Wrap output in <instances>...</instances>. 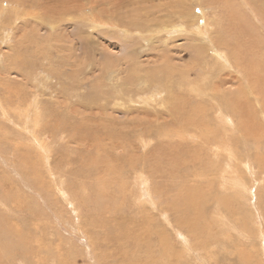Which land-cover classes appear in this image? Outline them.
Returning <instances> with one entry per match:
<instances>
[{"label":"rangeland","instance_id":"374dc122","mask_svg":"<svg viewBox=\"0 0 264 264\" xmlns=\"http://www.w3.org/2000/svg\"><path fill=\"white\" fill-rule=\"evenodd\" d=\"M248 1L0 0V5H8L7 12L0 13V226L7 232L4 231V236L0 233V239L8 240L0 241V251L5 243L7 246L15 243L17 232L23 237L21 245L10 246V249L16 248V252L11 249L14 255L9 252L2 264H264V217L260 216V209L253 208L252 201L247 204L243 192L235 197L233 204L227 205L240 206L239 212L231 215L218 203L220 198L224 199V194L232 193L227 175L232 166L236 167L237 157L240 160L244 154L240 144L232 143L236 130H228L218 137L211 135L209 144L203 147L204 153L198 152V147L206 143L199 140L204 134L202 131L217 133L223 127L219 110H214V101L208 97L204 113L207 128L193 125V118L200 121L203 118L201 111L197 112L200 93L196 89L210 84L209 76L217 72L215 81L235 76L232 68H216L220 63L215 61L212 46L213 34L221 30V24H226L229 15L235 19V14L233 17L229 13L233 8L238 20L241 13H245L255 25L256 30L249 29L246 36L249 46L254 45L248 53H255L258 58L262 52L264 55V0ZM19 9L26 15L21 14L17 20ZM212 20L218 21L216 27ZM186 29L193 33H184ZM209 34L213 43L202 38ZM223 50L228 54L227 47ZM238 53L243 57L242 51ZM255 55L253 60L257 59ZM157 66L162 73L156 70ZM153 68L155 72H151ZM224 73H228L227 76ZM236 86L233 82L225 84L231 89ZM194 88L195 94L191 93ZM174 97L184 104L181 111L186 114L184 118L191 116V120L173 123L165 102L176 106L177 99L172 102ZM35 100L38 108L32 107L31 111L39 116L40 123L35 128L38 142L33 140L32 132L26 131L25 118L20 115ZM159 101L164 102V106L159 105ZM260 117L264 124L263 116ZM31 122L29 128L33 127ZM168 128L183 134L173 131L163 140L160 130ZM240 132L248 140L238 141L247 142L250 147L249 154L239 161L243 163L240 166L241 171L244 170L245 184L256 186L264 204V163L258 162L259 157L264 159V133L259 132L263 138H256L255 132L248 136L242 129ZM117 133L122 138L125 136L123 141H118ZM228 134L234 144L230 145L231 150L236 154L233 160L225 150ZM39 137H43L51 149L49 157L48 153L39 151ZM165 140L173 144L182 141V144L162 150ZM256 141L259 147L254 146ZM184 149L190 153L196 151V155L200 154L198 159L185 160L171 173L168 162L162 164V168L165 165L168 170H149L157 165L158 152L165 151L167 158L169 154L182 155ZM41 152L45 153V158ZM257 154L262 156L257 157ZM93 155L99 156L95 170V160L90 163ZM132 156L137 157L136 164L125 161ZM100 157L105 159L104 163ZM248 159L256 169L252 174L257 175L252 176L245 169ZM144 160L146 165L142 168L146 176L141 178L153 201L151 204L141 200L140 176H134L137 167L133 170ZM191 161L197 163L196 167L190 166ZM115 170L118 172L114 173ZM109 175L113 178L111 183ZM162 182L164 189L160 192L158 184ZM180 188H202L207 197L201 212L190 214L195 232L177 224L179 213L171 209V199H176ZM182 205L184 203L180 208ZM187 253L195 256L196 262Z\"/></svg>","mask_w":264,"mask_h":264},{"label":"bare ground","instance_id":"6f19581e","mask_svg":"<svg viewBox=\"0 0 264 264\" xmlns=\"http://www.w3.org/2000/svg\"><path fill=\"white\" fill-rule=\"evenodd\" d=\"M229 1V0H228ZM250 1V0H249ZM248 1V2H249ZM260 1V0H259ZM263 1V0H262ZM261 1V4L263 3ZM58 2V1H57ZM61 2V1H60ZM211 2V1H210ZM213 2V1H212ZM221 2H224V1H221ZM227 2V1H226ZM219 3V2H218ZM225 3V2H224ZM245 3V2H244ZM254 3V2H253ZM223 4V3H222ZM232 4V3H231ZM252 5V4H251ZM255 5H257V4H255ZM262 5H264V4H262ZM214 6H215V4H214ZM230 6V5H229ZM241 6L242 7H244L245 5H243V4H241ZM249 6V5H248ZM253 6V5H252ZM246 7V6H245ZM259 8H260V5H259ZM235 8H233L229 13H231V16L233 15V17H234V14H235V19H233L232 17H230V15H229V17L227 18V20H226V24H221V20H220V24H221V30L220 31H218L217 33L215 32V34H213V36H214V41L212 40V34H209V36L207 35V37H202L203 39H207V41H210V42H214V44H212V46L214 47V49H215V51H214V55H216V58L217 59H215V61H218L219 63H220V67H216V68H218L219 70H225L227 67L228 68H232L231 70L234 72V74H235V76H231V75H229L230 77H228L227 78V80L226 81H224L225 79H223V78H221L222 76H220V78H221V80L220 79H218L217 81H215L214 80V77H217V75H218V73L219 72H217L216 74H215V76H209L210 77V79H212V81H211V83L209 84V83H207L206 85H205V87H199V88H194L193 90H192V92L191 93H194L193 91L196 89L197 91H198V93H200V95H199V104L196 106L197 107V112H199V111H201V114H203V118H201V121L200 120H196V119H194L193 118V125L195 126V127H199L198 125H202V126H204V129H206L207 128V121L205 120V115H204V113H205V110H206V108H207V97H208V99H210L211 100V102L212 101H214L213 103L215 104V111L216 110H219V120L221 121V125L223 126V127H221V130H217V133L214 131H212V132H210V133H208V132H205V130H203L202 132H204V134H202L201 136H200V138H199V140H202L201 142H206V143H203V146L202 145H200V147H198V145H199V141H198V145H196V147L195 148H197L198 147V152H201V151H203V147L205 146V147H207V143L209 142V137L211 136V135H214V137H218L219 135H222V133L223 132H225V134H227L228 133V130H231V129H234V130H236V135H234V139H233V141H232V143L234 142V144H240V146H241V148H242V150H244V154H243V156L241 157L240 156V160L243 158V157H245V156H247L248 154H249V151H250V147H249V145H248V143L247 142H245V143H240L239 141H238V139H241V138H243L244 140H248V138L246 137V136H244V135H242L241 134V132H240V130L242 129V131H243V133L245 134V135H251V134H253L254 132H255V134H256V138H263L261 135L262 134H260V133H264V124H262V120H261V117H260V115H262L263 116V119H264V55H263V52L260 54V56H259V58H258V56L257 55H255V53H253V54H249L248 53V49H253V47H254V45H252V46H249V44H248V41H247V38H246V36L247 35H249V29H251V30H256V29H254L255 28V25L254 24H252V22L251 21H249V19H248V16L247 15H245V13L243 14V13H241V17H242V19H241V17L239 18L240 20H238V17L236 18V15H237V11L236 12H233V10H234ZM250 9H252V8H250ZM254 10L256 9V7L255 8H253ZM7 10H8V5H0V13H6L7 12ZM253 10V11H254ZM258 10V9H257ZM19 11L21 12H18V13H20V14H17V17L18 18H16L17 20H20V18L22 17V15H26V14H24L23 13V11L21 10V9H19ZM262 11V10H261ZM261 11H258V13L259 14H261ZM190 12V11H189ZM247 13H249V12H247ZM264 13V10L262 11V14ZM22 14V15H21ZM216 14V13H215ZM222 14V13H221ZM243 14V15H242ZM29 15V14H28ZM186 15H191L190 13H187ZM192 15H193V13H192ZM227 15V16H228ZM110 16V15H109ZM126 16V15H125ZM129 16V15H128ZM132 16V15H131ZM134 16V15H133ZM141 16V15H140ZM257 16V15H256ZM119 17V16H118ZM192 17V16H191ZM128 18V17H127ZM130 18V17H129ZM141 18H142V16H141ZM138 19V18H137ZM143 19V18H142ZM142 19H141V21H142ZM194 19V18H193ZM193 19H191L192 20V22H193ZM214 19V18H213ZM218 19V18H217ZM216 19V20H217ZM23 20V19H22ZM219 20V19H218ZM225 20V19H224ZM242 20V21H241ZM141 21H140V23H141ZM195 21V20H194ZM210 21H211V19H210ZM235 21V22H234ZM131 23H133V24H135V21H132V19H131V21H130ZM137 22V21H136ZM143 22V21H142ZM191 22V23H192ZM218 22V21H217ZM217 22H214L213 20H212V24H213V27H216V23ZM177 23V22H176ZM182 23V22H181ZM196 23V22H195ZM222 23H223V21H222ZM237 23V24H236ZM242 23V24H241ZM121 24H122V22H121ZM172 24H174V23H172ZM184 24V23H183ZM218 24V23H217ZM120 25V24H119ZM136 25V24H135ZM163 25V24H162ZM161 25V26H162ZM166 25V24H165ZM185 25V24H184ZM201 25V24H200ZM203 25V24H202ZM201 25V26H202ZM242 25V26H241ZM254 25V26H253ZM130 26V25H129ZM140 26V25H139ZM141 26H142V24H141ZM150 26V25H149ZM152 26V25H151ZM121 27V26H120ZM127 27H128V25H127ZM144 27H145V25H144ZM167 27V26H166ZM193 27V26H192ZM192 27H191V29H192ZM205 27H206V25H205ZM204 27V28H205ZM212 27V26H211ZM210 27V28H211ZM220 27V26H219ZM218 27V28H219ZM152 28H153V26H152ZM202 28V27H201ZM129 29V28H128ZM189 29H190V26H189ZM212 29V28H211ZM213 29H215V28H213ZM127 29H125V31H126ZM140 30V29H139ZM184 30V29H183ZM187 30V29H186ZM183 31L184 33H186V34H192L193 33V31L192 32H190V30H187V31ZM216 30V29H215ZM128 31V30H127ZM150 31V30H149ZM179 31H181V33H182V30H180V28H179ZM214 31V30H213ZM128 32H130V29H129V31ZM127 32V33H128ZM142 32V31H141ZM147 32V31H146ZM195 32V31H194ZM147 33H149V32H147ZM188 34V35H189ZM258 34H261L260 32L258 33ZM171 35V34H170ZM178 35V34H177ZM196 35V34H195ZM115 37V36H114ZM130 37V36H129ZM190 37V36H189ZM201 38V39H202ZM198 39V38H197ZM166 40V39H165ZM264 41V40H263ZM205 42V41H204ZM210 42H208V44L210 43ZM212 42V43H213ZM134 44H136V43H133V45ZM203 44V43H202ZM211 44V43H210ZM132 45V46H133ZM199 46H201V48L202 49H204V48H207V47H205L204 45H199ZM211 46V47H212ZM198 47V46H197ZM223 47H227L228 49H229V51H227L228 52V54L223 50ZM160 49V48H159ZM166 49H167V47H166ZM199 48H197V50H198ZM161 50V49H160ZM206 50H208V48L206 49ZM164 51V50H163ZM162 51V52H163ZM165 51H167V50H165ZM238 51H242L244 54H243V57L242 56H240V54L238 53ZM232 53H233V56H232ZM130 54V53H129ZM214 55H213V57H214ZM257 56V59H255V60H253V57L252 56ZM215 58V57H214ZM166 62V61H165ZM218 62H216V63H218ZM164 63V62H163ZM167 63V62H166ZM161 64H162V62H161ZM164 65V64H163ZM216 65V64H215ZM137 66V65H136ZM139 66H141V65H139ZM138 66V67H139ZM213 66V65H212ZM19 67L20 66H17L16 68H18L19 69ZM143 67V66H142ZM141 67V68H142ZM215 67V66H214ZM144 68H146V67H144ZM143 68V69H144ZM152 68V67H151ZM157 68H158V66H157ZM164 68V67H163ZM162 68V69H163ZM133 69H134V67H133ZM161 69V68H160ZM218 69H217V71H218ZM20 70V69H19ZM136 70V69H135ZM135 70H134V72H135ZM145 70V69H144ZM149 70V69H148ZM156 70H159V68L158 69H156ZM164 70V69H163ZM228 70V69H227ZM137 71H139V68H138V70ZM152 71H154V68H153V70H151V72ZM160 71V70H159ZM229 71H230V69H229ZM228 71V72H229ZM128 72H129V70H128ZM141 72V71H140ZM140 72H138V73H140ZM150 71L149 72H147V70H146V73H151ZM155 72V71H154ZM161 73H162V71H160ZM178 72V71H177ZM137 73V72H136ZM135 73V74H136ZM189 73V72H188ZM143 73H141V75H142ZM153 75H154V73H152ZM151 74V75H152ZM157 75L158 74H160V73H156ZM169 74L170 75H173V72H170L169 71ZM168 74V75H169ZM225 74V73H224ZM227 74L228 73H226L225 75L227 76ZM133 75V74H132ZM138 75V74H137ZM144 75H145V73H144ZM150 75V74H149ZM150 75V76H151ZM233 75V74H232ZM141 77H143V76H141ZM148 77V76H147ZM171 77V76H170ZM152 78V77H151ZM154 78V77H153ZM156 78V77H155ZM164 78H165V76H164ZM102 79V78H101ZM146 79V78H145ZM156 79H158V78H156ZM130 80V79H129ZM137 81V80H136ZM138 82V81H137ZM136 82V83H137ZM144 82V81H143ZM187 82H188V80H187ZM231 83V82H233V83H236V88H234V89H231V88H226L225 87V84L226 83ZM46 83V82H45ZM163 83H164V81H163ZM193 83V82H192ZM114 84V83H113ZM116 85V84H115ZM191 85V84H190ZM194 85V83L191 85V86H193ZM228 85V84H227ZM226 85V86H227ZM102 86V85H101ZM117 86V85H116ZM232 86V85H231ZM114 87V86H113ZM195 87H198V86H195ZM234 87V86H233ZM189 88H190V86H189ZM117 90L118 89H120V88H116ZM138 89V88H137ZM120 91H121V89H120ZM119 91V92H120ZM139 91V90H138ZM207 91H208V93H207ZM104 92V91H103ZM196 92V91H195ZM164 94V93H163ZM195 94V93H194ZM154 96V95H153ZM164 96H166V95H164ZM164 96H162V98L164 97ZM196 97V96H195ZM158 98V97H157ZM197 98V99H198ZM95 99V98H94ZM93 99V100H94ZM111 99L113 100V98L111 97ZM131 99V98H130ZM129 99V100H130ZM152 99V98H151ZM166 99H168V98H166ZM170 99V98H169ZM175 99H177L176 97H174V99L172 100V102H175ZM138 100H140L139 98H138ZM148 100V99H147ZM171 100V99H170ZM178 100V101H177ZM176 100V102H175V104H176V106H169L168 105V103L167 102H165V108L167 109L168 108V111H169V113H167L168 114V116L172 119V121H173V123L175 122V123H180V121H182L183 119L185 120V121H189V120H191V116L190 117H187V118H184V116L186 115V114H184V112H182L181 113V111H182V106L184 105V104H182V102L180 101V99H177ZM2 101V100H1ZM133 101V100H132ZM165 101V100H164ZM141 102H142V98H141ZM148 103H149V100L147 101ZM147 102H145V103H147ZM151 102H154V101H151ZM169 102V101H168ZM122 103V102H121ZM132 103V102H131ZM147 103V104H148ZM158 103H160V101L158 102ZM170 103V102H169ZM177 103H180L181 104V106H178V104ZM93 104V103H92ZM109 104V103H108ZM164 104V102L161 104H159V105H163ZM174 104V103H173ZM209 104H210V101H209ZM149 105V104H148ZM158 105V106H159ZM211 105V104H210ZM209 105V106H210ZM150 106V105H149ZM151 106H152V104H151ZM164 106V105H163ZM28 107V109H26L25 111H21V116H23L24 118H25V121H26V124H27V130H26V128H25V130L28 132V133H30V132H32V134H33V136H32V138H33V140L34 141H37L38 142V136H37V131L35 130V128L36 127H38L37 125L40 123V122H38V119H39V116L37 115V113H34V112H32L33 111V108H38V103H37V100H35V101H33V103H32V105L31 106H27ZM33 107V108H32ZM54 107V106H53ZM99 107H100V105H99ZM125 107V106H124ZM156 107V106H155ZM159 107H161V106H159ZM86 108V107H85ZM92 108V107H91ZM95 108V107H94ZM162 108H164V107H162ZM21 109V108H20ZM35 109H34V111H35ZM98 109V108H97ZM133 109V108H132ZM184 109V108H183ZM32 110V111H31ZM129 110V109H128ZM141 110V109H140ZM163 110V109H162ZM190 110V109H189ZM188 110V111H189ZM6 111V110H5ZM9 111V110H8ZM39 111V110H38ZM186 112V111H185ZM237 113L238 115H235V113ZM20 113V112H19ZM18 113V114H19ZM187 113V112H186ZM5 114V113H4ZM11 114V113H10ZM166 114V115H167ZM37 115V116H36ZM92 115V114H91ZM101 115V114H100ZM108 115V114H107ZM10 116V115H9ZM159 116H161L160 114H159ZM168 116H167V118H168ZM37 117V118H36ZM237 117V118H236ZM7 118H8V116H7ZM111 118V117H110ZM113 119V118H112ZM238 120V123H239V125H238V123L236 122V120ZM7 120V119H6ZM11 120H12V118H11ZM95 120V119H94ZM97 120V119H96ZM158 120V119H157ZM161 120V119H160ZM162 120H164V119H162ZM208 120V119H207ZM25 121H22V123L24 122V125H25ZM33 122V127L32 128H29V122ZM40 121V120H39ZM88 121V120H87ZM100 121H102V120H100ZM171 121V120H170ZM31 122V123H32ZM109 122H111L112 123V121H110L109 120ZM218 122V121H217ZM216 122V123H217ZM14 123H16L15 121H14ZM100 123V122H99ZM98 123V124H99ZM103 123V122H102ZM101 123V124H102ZM106 124H107V122H105ZM105 123H103L104 125H106ZM219 123V122H218ZM109 124V123H108ZM113 124V123H112ZM185 124V123H184ZM100 125V124H99ZM136 125V124H135ZM173 125V124H172ZM189 125V124H188ZM239 127H238V126ZM72 126V125H71ZM112 126V125H111ZM111 126H110V129H112L111 128ZM141 126V125H140ZM219 126H220V124H219ZM21 127H23V125L21 126ZM94 127V126H93ZM99 127V126H98ZM105 127V126H104ZM103 127V130L105 129ZM139 127V126H138ZM159 127V126H158ZM179 127H181V126H179ZM95 128H96V126H95ZM107 128V127H106ZM115 128V127H114ZM146 128H148V130H149V127H146ZM160 128V127H159ZM186 128V127H185ZM187 128H188V126H187ZM192 128H194V127H192ZM210 128H212V127H210ZM225 128V129H224ZM91 129H93V128H91ZM90 129V133L92 134V130ZM101 129H102V127H101ZM110 129H108V130H110ZM116 129V128H115ZM179 129H181V128H179ZM99 130H100V127H99ZM108 130H106V131H108ZM118 130V129H117ZM137 130H139V129H137ZM185 130V129H184ZM197 130V129H196ZM201 130V129H200ZM101 131V130H100ZM116 131V130H115ZM175 132L176 130H169V128L168 129H161L160 130V133H161V137H163V140H164V137H170V133L171 132ZM179 131V130H178ZM178 131H176V133L178 132ZM183 131V130H182ZM190 131V130H189ZM193 131V130H192ZM199 131V130H198ZM208 131V130H207ZM96 132V131H95ZM95 132H94V134H95ZM98 133H99V131H97ZM97 132H96V134H97ZM109 132V131H108ZM114 132V131H113ZM150 132V131H149ZM155 132V131H154ZM179 132H181V131H179ZM184 132V131H183ZM260 132V133H259ZM36 133V134H35ZM136 133V132H135ZM182 133V132H181ZM208 133V134H207ZM61 134V133H60ZM91 134H88L87 136H89V138L90 137H92V136H90ZM100 134V133H99ZM109 134V133H108ZM159 134V133H158ZM173 134V133H172ZM183 134V133H182ZM35 135L37 136V138L35 137ZM85 135V134H84ZM93 135V134H92ZM110 135H111V132H110ZM112 135H113V133H112ZM117 136V137H116ZM115 137L118 139V141H123V138H125V136L123 135V138L122 137H120V136H122V135H120V134H118L117 133V135H116ZM158 136V135H157ZM175 136H177V134L176 135H174V137ZM180 136V135H179ZM188 136V135H187ZM94 137H96V136H94ZM114 137V138H115ZM197 137V136H196ZM227 137V143L225 144V150L227 151V153L229 154V156H231V158L230 159H234V158H236V154H235V150L233 149V150H231V147H230V145H232L231 144V139H230V136H229V134L226 136ZM40 138V137H39ZM43 138V137H42ZM42 138H40V144L38 143V145L39 146H37L38 148H39V151H40V149L42 150V151H44V152H46V153H48V157H49V155H50V152H51V149H49L48 148V146H47V144L45 143L46 141H44ZM115 138V139H116ZM143 138V137H142ZM141 138V139H142ZM151 138V137H150ZM160 138V137H159ZM182 138H183V136H182ZM192 138V137H191ZM104 139V138H103ZM153 139V138H152ZM152 139H146V141L147 140H149V141H147V142H150V141H153ZM166 140H167V138H165ZM172 139V138H171ZM190 139V138H189ZM197 139V138H196ZM195 139V140H196ZM144 140V139H143ZM142 140V141H143ZM162 140V141H163ZM165 140V141H166ZM169 140V139H168ZM115 141V140H114ZM140 141V140H139ZM142 141L141 142H139V143H141L142 144ZM191 141V140H190ZM250 141V140H249ZM252 141V140H251ZM255 140H253V142H254ZM108 142V141H107ZM154 142V141H153ZM182 141H175V144H173V141H166L165 143H164V148H162V150H168L170 147H172V146H176V145H181L182 143H181ZM104 143H106L105 142V140H104ZM146 143V142H145ZM144 143V144H145ZM192 143V142H191ZM100 144V143H99ZM143 144V145H144ZM169 144V145H168ZM202 144V143H201ZM209 144V143H208ZM233 144V145H234ZM120 145V144H119ZM118 145V146H119ZM146 145L147 144H145L144 146L146 147ZM232 145V146H233ZM259 145H260V143H258L257 141H256V145L254 144V146H256V147H259ZM100 146V145H99ZM141 146V145H140ZM161 146H162V144H161ZM143 147V146H142ZM148 147V146H147ZM188 147H189V145H188ZM188 147H186V148H188ZM224 147V146H223ZM111 148V147H110ZM134 148H139V146L138 147H135L134 146ZM235 148V147H234ZM133 148H131V150H132ZM161 149V148H160ZM182 150V149H181ZM186 149H184V151H183V153H182V155H181V153H178V156H181L182 158L181 159H179L178 158V156L177 155H175V154H169V156L166 158V156L164 155V152L165 151H162L160 154H159V152L157 153V165L155 164L154 165V169H149V170H153V172L154 171H157V170H159V169H161L162 168V164H164V163H167L166 165H171V167H170V169L168 170L167 168H166V166L164 167L163 166V168H166L167 170H168V172L169 173H171L176 167L175 166H179L181 163H183L185 160H189V159H192V160H194L195 161V159L197 158L198 159V157H199V155L200 154H198V155H196V151H195V153H190V151H185ZM238 150V149H237ZM99 151V150H98ZM98 151H96L97 153H98ZM158 151V150H157ZM173 152H177V150H173ZM178 152H180L179 151V149H178ZM188 153H190L189 155H188ZM203 153H204V151H203ZM202 153V154H203ZM213 153V152H212ZM217 153H218V151H217ZM223 152H221V154H222ZM45 154V153H44ZM44 154L41 152V155H42V157H44L45 158V156H44ZM131 154V153H130ZM206 154V153H205ZM98 155H99V153H98ZM149 155V154H148ZM187 156L186 158H184L183 156ZM264 155V154H263ZM94 156V155H93ZM92 156V158H91V162L90 163H92L93 161L92 160H95V165H94V169L93 170H95V169H97L98 168V160H99V156H94L93 157ZM141 156H143V155H141ZM204 156V155H203ZM221 156V155H220ZM258 156H262V155H259V154H257V157ZM126 157V156H125ZM144 157V156H143ZM264 157V156H263ZM262 157V158H263ZM260 158V157H259ZM258 158V162L260 163V164H262V163H264V159H259ZM47 159V158H46ZM100 159L102 160L101 161V163H104V161H105V159L104 158H101L100 157ZM116 159V158H115ZM118 159V158H117ZM141 159V158H140ZM145 159V158H144ZM178 159H179V162H178ZM203 159V158H202ZM206 159V158H205ZM204 159V160H205ZM48 160V159H47ZM119 160H120V158H119ZM135 160H137V157L136 156H132V157H130V158H128V159H126L125 161H128V162H131V163H135L136 161ZM237 160H238V163H237V165H236V167L235 166H232L231 167V170L229 171V173H228V181H227V183L229 184V186L232 188V190L230 189V191H232V193L231 194H228V195H226V194H224V196H223V198L224 199H219V204L220 205H224L225 206V210H227V211H229V212H231V215H232V213L233 212H235V211H238L239 212V208H241L240 206H235V207H232V206H227L228 204H233V202L235 201L234 199H235V197H239V195H241V193L243 192V198L246 200V202H247V204H249V202L251 203V201L253 202V204L254 205H252L253 206V208L255 207V208H258V209H260L259 211H260V216L261 217H264V204H262V202L260 201V197L258 196V194L259 193H257L258 191L255 189V187L256 186H252V185H247V183L245 184V178H244V176H243V172H244V170L243 171H241V166H240V163L241 162H239L240 160H239V158L237 157ZM122 162H125L123 159L121 160ZM149 162L151 161V160H148ZM147 161V162H148ZM155 161V160H154ZM194 161H191V167L193 166V167H196L195 165L197 164H195L194 163ZM243 161H245V160H243ZM250 159H248V162L247 161H245V169L248 171V172H250L251 173V175L252 176H254V175H257V174H255L254 173V175L252 174L256 169H255V167L253 166V164H251L250 162ZM155 163V162H154ZM94 164V163H93ZM136 164V163H135ZM241 164H243V163H241ZM146 165V160H144V162L143 161H141V165L139 166V168H138V166H133L134 168H133V170H134V176H140V181H141V187H142V189H141V192H140V197H141V200L142 201H146V200H148V201H150V204L153 202L152 201V199L150 200V198L148 197V191H147V188L145 187V185H144V180H142V178L143 177H145L146 176V173L144 172V167L143 166H145ZM89 166V165H88ZM115 166V163H114V165H113V167ZM111 167V166H110ZM143 167V168H142ZM168 168H169V166H167ZM163 168H162V170H163ZM148 169V168H147ZM166 169H164V170H166ZM113 170V169H112ZM163 170V171H164ZM192 170H194V169H192ZM254 170V171H253ZM146 171V170H145ZM246 171V172H247ZM99 172V171H98ZM101 172H104L103 173V175L105 174V176L107 175L106 174V172L105 171H101ZM114 173H116V172H118V170H115V171H113ZM165 172H167V171H165ZM168 172H167V175H168ZM245 172V173H246ZM111 173V172H110ZM158 173H159V171H158ZM101 174V173H100ZM112 174V173H111ZM110 174V175H111ZM102 175V174H101ZM110 175H109V178H110ZM117 175V174H116ZM105 176H102V178L103 177H105ZM156 176V175H155ZM142 177V178H141ZM251 177V176H250ZM109 178H108V181L111 183V179H113V178H110V180H109ZM257 178V177H256ZM258 178H259V176H258ZM100 179V178H99ZM106 179V178H105ZM105 179H104V181H102V182H105ZM251 179V178H250ZM255 179V178H254ZM252 180V179H251ZM259 180V179H258ZM257 180V181H258ZM114 181V180H113ZM109 182H107V183H109ZM253 182H254V180H253ZM262 182V181H261ZM258 183V182H257ZM102 184V183H101ZM160 184H162L163 185V182L162 183H159L158 185H160ZM252 184H254V183H252ZM157 184H156V186H158ZM256 185V184H255ZM258 185H259V183H258ZM262 185V184H261ZM105 186H107V184L105 185ZM161 186V185H160ZM262 186H264V185H262ZM164 187H166V186H164ZM154 189L156 188V187H153ZM159 189L161 188V190H160V192L161 191H163L162 189H164V188H162V186L161 187H158ZM156 189V191L157 190H159V189ZM154 189H153V191H154ZM100 190H102V189H100ZM226 191H227V189H225ZM179 192H178V194L176 195V199H171V204H172V206H171V209L172 210H176L177 211V213H179V215H178V217H177V221H176V223L177 224H179L180 226H183L184 228L186 227V229L187 230H189L190 232H195L196 230L194 229V227H193V224H192V218L190 217V214L192 213V211H196V212H201L200 210V208H204V204H206L207 202V197H206V195H205V193L203 192V189L202 188H196V189H182V188H180V190H178ZM103 192V191H102ZM159 191H157L156 193H158ZM98 193V192H97ZM153 193V192H152ZM155 193V192H154ZM104 194V193H103ZM108 194V193H107ZM104 195H106V194H104ZM219 195V194H218ZM156 196V195H155ZM217 196V195H216ZM105 197V196H104ZM103 197V198H104ZM139 198V197H138ZM137 198V199H138ZM214 198H216V197H214ZM218 199V198H217ZM139 200V199H138ZM97 201V200H96ZM147 201V202H148ZM105 202V201H104ZM141 202V201H140ZM168 202V201H167ZM142 203V202H141ZM182 203H184V206L182 207V208H180L181 207V204ZM218 203H217V207H218ZM258 203H259V205H258ZM154 204V203H153ZM168 204V203H167ZM252 204V203H251ZM260 204H262L263 205V209H261V207H260ZM219 205V206H220ZM160 206V205H159ZM203 206V207H202ZM105 207V206H104ZM158 207V206H157ZM165 207V206H164ZM220 208H221V206H220ZM158 209H159V207H158ZM164 209V208H163ZM223 209V210H224ZM165 210V209H164ZM220 211V210H219ZM166 212V211H165ZM225 212V211H224ZM223 212H221V214H222ZM241 213V212H240ZM230 214V213H229ZM238 214V213H237ZM219 215V214H218ZM226 215V214H225ZM231 215H228V216H231ZM235 215V214H234ZM239 215V214H238ZM245 215V214H244ZM168 216V215H167ZM199 216V215H198ZM221 216H223V218H224V214H222ZM234 217V219H235V216H233ZM199 218H201L200 216H199ZM216 218H217V215H216ZM226 218V217H225ZM225 218H224V220H225ZM228 219H230V218H228ZM233 219V218H232ZM222 221V220H221ZM229 220H227V222H228ZM233 221H235V220H233ZM226 222V223H227ZM229 223V222H228ZM258 223V222H257ZM264 224V223H263ZM103 225V224H102ZM108 225V224H107ZM226 225V224H225ZM229 225H230V223H229ZM237 225H239V222H238V224ZM243 225V228H244V224H242ZM124 227V226H123ZM179 227V226H178ZM240 227V226H239ZM110 228V227H109ZM182 228V227H181ZM233 228V227H232ZM259 228V227H258ZM236 229V228H235ZM6 230V229H5ZM4 230V228L3 227H1L0 226V233L1 234H3V236H4V234L6 235V231ZM129 230V229H128ZM241 230H243V229H241ZM4 231L6 232V233H4ZM126 231H127V229H126ZM249 231V230H248ZM243 232V231H242ZM247 232V231H246ZM125 233V232H124ZM126 233H128V231L126 232ZM189 233V232H188ZM109 234V233H108ZM263 234V233H262ZM8 235H10V233L8 234ZM17 235L18 236H16L17 238V242L15 241V243H18L19 245H21V242H23V237H22V234L20 233V232H17ZM122 235H123V232H122ZM108 237H110V236H108ZM131 237V236H130ZM132 238V237H131ZM19 239L21 240V241H19ZM125 239H127V240H129L128 238H125ZM125 239H123V241L125 240ZM183 239V238H182ZM5 240H7L6 238H4V239H0V241L3 243ZM8 241V240H7ZM25 241V240H24ZM126 241V240H125ZM184 241V240H183ZM185 242V241H184ZM7 243H9V242H7ZM15 243H13L12 245L10 244V246H13ZM186 243V242H185ZM191 243V242H190ZM23 244V243H22ZM130 245V244H129ZM204 245H206V244H204ZM10 246H7L6 245V243H5V247H2L1 248V251H0V264H2V262H3V257L5 256V257H7V255H8V253L10 252V254L12 255H14V253H13V251L11 250V249H15V252H16V248H14V247H11V249H10ZM17 246V245H16ZM191 246V245H190ZM187 247H189V246H187ZM192 247V246H191ZM194 247H197V246H194ZM208 248H210V247H208ZM207 248V249H208ZM191 249V248H190ZM198 249V248H197ZM206 249V248H205ZM204 249V250H205ZM10 250V251H9ZM187 250V249H186ZM211 250V249H210ZM200 251H203V250H200ZM207 251V250H206ZM186 252H188V251H186ZM194 252H196V250H194ZM199 252V251H198ZM212 252V251H211ZM188 254V253H187ZM197 254V253H196ZM12 255V256H13ZM19 255V254H18ZM188 255H190V254H188ZM190 257H191V259L192 258H194V257H192V255H190ZM198 257V256H197ZM196 257V258H197ZM195 259V258H194ZM198 259H199V257H198ZM194 261V260H193ZM195 262H196V259H195Z\"/></svg>","mask_w":264,"mask_h":264}]
</instances>
